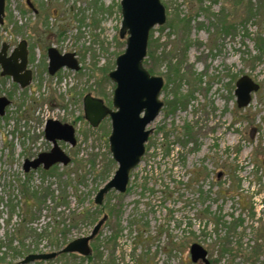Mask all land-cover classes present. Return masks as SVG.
<instances>
[{"label": "rangeland", "instance_id": "374dc122", "mask_svg": "<svg viewBox=\"0 0 264 264\" xmlns=\"http://www.w3.org/2000/svg\"><path fill=\"white\" fill-rule=\"evenodd\" d=\"M32 1L37 11L8 1L0 26V49L28 41L33 71L26 88L0 74V97L11 100L0 115V263L58 252L104 218L89 256L26 264H205L192 261L193 243L209 264H264V0H162L167 20L150 33L145 67L164 78V106L127 191H109L102 204L95 197L118 168L112 122L93 127L84 97L114 107L121 0ZM51 46L74 52L80 68L51 75ZM243 75L260 87L239 107ZM50 118L76 129L75 146L59 141L71 163L25 171L26 159L53 146Z\"/></svg>", "mask_w": 264, "mask_h": 264}, {"label": "water", "instance_id": "95a60500", "mask_svg": "<svg viewBox=\"0 0 264 264\" xmlns=\"http://www.w3.org/2000/svg\"><path fill=\"white\" fill-rule=\"evenodd\" d=\"M7 0H0V24L5 21ZM27 5L35 9L32 0H26ZM122 24L120 37H126V49L116 59V68L110 71V78L116 82L113 96V108L104 100L87 93L84 97L85 118L93 127L111 118L112 131L109 137L110 151L113 159L119 164L114 176L98 191L95 202L102 204L106 194L111 190L121 193L127 191L130 173L142 161L146 153V143L152 129L147 127L161 113L164 102L160 99L164 86V78L153 75L144 64L148 56V45L151 30L157 25H163L167 20L166 7L162 0H121ZM9 43L4 42L0 49V74L10 76L22 88L28 87L33 80V71L29 68L28 41L22 40L10 51ZM48 71L54 75L58 70L68 67L73 70L80 68V63L74 52L61 53L53 46L48 48ZM259 84L248 75L241 76L236 83L235 93L239 107H246L252 100L253 91L259 89ZM11 100L0 97V115L6 113ZM45 137L53 143L50 151L41 152L36 158L26 159L25 171L43 166L49 169L56 164L68 165L71 157L59 145V141L77 144L76 129L73 124L63 123L57 119H48L45 126ZM105 219H101L88 236H82L69 242L58 252L31 253L21 262L23 264L36 260H48L61 253H78L88 256L91 253V240L100 231ZM194 263L203 261L209 264L208 250L199 243H193L190 248ZM1 264V263H0Z\"/></svg>", "mask_w": 264, "mask_h": 264}, {"label": "trees", "instance_id": "16d2710c", "mask_svg": "<svg viewBox=\"0 0 264 264\" xmlns=\"http://www.w3.org/2000/svg\"><path fill=\"white\" fill-rule=\"evenodd\" d=\"M252 9H253V7H251V8L249 9L250 12H252ZM186 22H187V21H186ZM152 57H153V52L150 51V53H149V57H148V58H152ZM147 60H148V59L146 58L145 61H144V63L147 62ZM151 72H152V71H151ZM29 206L32 208L33 205H29ZM30 210H31V209H30Z\"/></svg>", "mask_w": 264, "mask_h": 264}, {"label": "flooded vegetation", "instance_id": "af4514ba", "mask_svg": "<svg viewBox=\"0 0 264 264\" xmlns=\"http://www.w3.org/2000/svg\"><path fill=\"white\" fill-rule=\"evenodd\" d=\"M25 2H26V0H25ZM33 2V1H32ZM29 7V6H28ZM30 8V7H29ZM32 9V8H31ZM105 199V198H104ZM89 256V255H88Z\"/></svg>", "mask_w": 264, "mask_h": 264}]
</instances>
